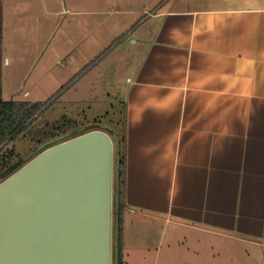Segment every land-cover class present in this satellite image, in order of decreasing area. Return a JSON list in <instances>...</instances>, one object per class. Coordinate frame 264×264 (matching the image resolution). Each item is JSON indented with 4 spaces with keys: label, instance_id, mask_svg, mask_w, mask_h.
<instances>
[{
    "label": "crops",
    "instance_id": "obj_1",
    "mask_svg": "<svg viewBox=\"0 0 264 264\" xmlns=\"http://www.w3.org/2000/svg\"><path fill=\"white\" fill-rule=\"evenodd\" d=\"M151 7L103 68L126 104L121 249L163 230L166 264H246L264 247V0Z\"/></svg>",
    "mask_w": 264,
    "mask_h": 264
},
{
    "label": "rangeland",
    "instance_id": "obj_2",
    "mask_svg": "<svg viewBox=\"0 0 264 264\" xmlns=\"http://www.w3.org/2000/svg\"><path fill=\"white\" fill-rule=\"evenodd\" d=\"M5 1L2 99L43 102L44 107H48L32 127L2 147L0 167L8 159L13 165L19 156L30 152L46 122L51 131L55 125L63 123L67 129H74L73 126L93 124L95 120L112 126L119 122L117 128L123 132L124 101L117 98L115 84H109L110 78L103 71L104 64L124 46L131 45L133 34L130 32L134 28L123 29V24L136 22L152 13L151 6L157 0ZM204 1L224 5L248 0ZM133 7L140 10L147 7L148 12L134 14L124 11ZM109 51H112L110 56H106ZM164 236L162 230L160 236H152L148 242L143 235L138 240L137 233H134L128 240L129 246L122 250V264H166L168 241ZM194 254L189 251V259H194ZM251 255L246 264H264V247L253 249Z\"/></svg>",
    "mask_w": 264,
    "mask_h": 264
},
{
    "label": "water",
    "instance_id": "obj_3",
    "mask_svg": "<svg viewBox=\"0 0 264 264\" xmlns=\"http://www.w3.org/2000/svg\"><path fill=\"white\" fill-rule=\"evenodd\" d=\"M90 127L0 173V264H119V138Z\"/></svg>",
    "mask_w": 264,
    "mask_h": 264
},
{
    "label": "trees",
    "instance_id": "obj_4",
    "mask_svg": "<svg viewBox=\"0 0 264 264\" xmlns=\"http://www.w3.org/2000/svg\"><path fill=\"white\" fill-rule=\"evenodd\" d=\"M1 12V9H0ZM1 15V13H0ZM2 40H3V29L0 18V150L3 146L6 145L8 141L13 140L16 136L25 130L26 128L32 127L37 117L42 114L46 108L44 107L43 102H29V101H4L2 99V64H3V54H2ZM125 108V118H124V129L123 132L117 127L109 124H103L99 120H95L93 124L83 125V126H73L74 129H67V126L63 123L62 125H55L54 130L51 131L50 124L46 122L43 129V133L38 135L33 144L31 145L30 152L25 155L19 156L17 161L25 158L22 166L25 162L36 156L38 153L43 151L45 148L60 143L62 141L71 139L83 133H86L93 129H98L99 127H90L91 125H106L110 127L119 138V151L114 140V168L116 161H119V174H120V183L124 182V166H125V156H126V104L124 103ZM44 107V108H43ZM30 146V145H29ZM13 152V150H12ZM16 161V162H17ZM11 159H8L6 164L0 167V173L6 171L11 165ZM15 162V163H16ZM8 166V167H7ZM115 170V169H114ZM122 190H120L121 192ZM121 208V203H120ZM120 210V209H119ZM121 211V210H120ZM121 213V212H119ZM121 218L119 220V264H122V249H121Z\"/></svg>",
    "mask_w": 264,
    "mask_h": 264
},
{
    "label": "flooded vegetation",
    "instance_id": "obj_5",
    "mask_svg": "<svg viewBox=\"0 0 264 264\" xmlns=\"http://www.w3.org/2000/svg\"><path fill=\"white\" fill-rule=\"evenodd\" d=\"M5 178H3V180H4ZM1 183V182H0Z\"/></svg>",
    "mask_w": 264,
    "mask_h": 264
}]
</instances>
